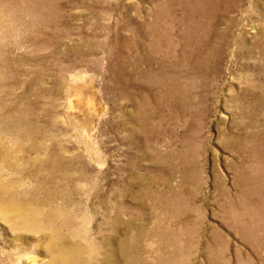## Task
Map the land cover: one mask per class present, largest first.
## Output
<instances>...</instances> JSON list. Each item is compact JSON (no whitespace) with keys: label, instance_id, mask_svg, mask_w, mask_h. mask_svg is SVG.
I'll return each instance as SVG.
<instances>
[{"label":"rangeland","instance_id":"374dc122","mask_svg":"<svg viewBox=\"0 0 264 264\" xmlns=\"http://www.w3.org/2000/svg\"><path fill=\"white\" fill-rule=\"evenodd\" d=\"M2 86L0 122L93 157L99 184L67 179L95 236L126 214L149 264H264V0H0ZM78 90L92 110H69ZM48 259L0 219V264Z\"/></svg>","mask_w":264,"mask_h":264},{"label":"bare ground","instance_id":"6f19581e","mask_svg":"<svg viewBox=\"0 0 264 264\" xmlns=\"http://www.w3.org/2000/svg\"><path fill=\"white\" fill-rule=\"evenodd\" d=\"M0 88L3 92V86ZM2 92L0 90V95ZM72 97V100H68L69 110L80 113L83 107L93 109V95L90 92L78 90ZM83 122L86 132L92 136L93 123L85 119ZM34 133L33 126L27 122L17 125L0 122V219L11 224H23L27 233L37 234L49 253L47 264H149L151 255L143 252L133 242L131 235L140 233L141 227L132 229L131 222L125 218L126 214L109 220L110 232L102 231L98 236L95 235L99 226L89 227L86 220L73 215L80 212L75 204L77 200L70 201L77 199L71 194L78 184L68 181L67 168L73 169L70 173L80 184H88V179L83 177L84 172L93 174L99 184L98 171L87 167L88 163L93 164L91 154H88V163L85 164L82 160L84 157L77 151L81 145L79 141L74 143L68 139L71 145L67 143V146L74 155L64 163L53 148L51 139L43 138L36 142ZM24 164L35 168L27 177L36 182L30 195L22 191L25 187H21L27 183V179L10 178V173L5 171L9 169L14 174H20ZM112 186L110 182L105 183L106 189ZM164 250H167L166 255L173 253L171 248ZM161 253L162 249H159L152 257L157 258Z\"/></svg>","mask_w":264,"mask_h":264}]
</instances>
